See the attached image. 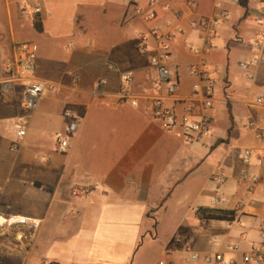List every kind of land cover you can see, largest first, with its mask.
<instances>
[{
    "label": "crops",
    "instance_id": "obj_1",
    "mask_svg": "<svg viewBox=\"0 0 264 264\" xmlns=\"http://www.w3.org/2000/svg\"><path fill=\"white\" fill-rule=\"evenodd\" d=\"M130 1L0 0V200L21 209L9 216L0 211L5 224L17 225L0 227V237H11L0 243V264H192V253L241 264L261 242L264 183L253 185L249 177L264 178V62L247 69L239 63L257 55L256 41L264 51V4L160 0L152 6L141 0L138 12ZM216 1L228 17L206 57L214 79L206 108L193 93L195 84L203 92L204 83L189 74L198 60L190 48L202 46L192 24L217 16ZM24 2L41 5L42 31L20 10ZM166 22L178 30L169 68L179 85L166 104L180 117L188 103L195 118L212 121L209 136L191 144L149 114L156 76L150 58L158 50L148 33L167 32ZM142 34L146 50L137 47ZM23 44L36 53L35 76L56 84L30 113L22 82L4 72ZM234 54L240 61L231 72ZM123 73L133 76L136 107L118 96ZM100 80L106 85L97 87ZM66 111L80 117V126L61 154L55 135ZM18 119L26 129L22 138L12 128ZM245 149L253 152L249 163ZM219 199L224 203H212ZM199 208L234 211V219L203 222Z\"/></svg>",
    "mask_w": 264,
    "mask_h": 264
},
{
    "label": "built area",
    "instance_id": "obj_2",
    "mask_svg": "<svg viewBox=\"0 0 264 264\" xmlns=\"http://www.w3.org/2000/svg\"><path fill=\"white\" fill-rule=\"evenodd\" d=\"M149 5H156L160 0H147ZM264 4V0H261ZM141 0H131L130 4L136 8V11L140 12L141 8L139 4ZM20 10L31 18L40 16L42 8L40 4H28L26 2L19 5ZM215 8L219 10V14L210 18H200L198 21L192 24L201 32L202 46L191 47V52L197 56L198 60L190 65L189 74L192 77L199 79L204 83L203 92L199 84L193 86V93L195 97H201L204 101L206 108H209L213 102L214 96V79L211 76L209 64L207 62V55L215 49L216 31L221 21L227 19V12L223 10L221 1H216ZM264 13V7L262 9ZM155 13L149 12L147 14L148 20L155 19ZM168 28L167 32L161 31L159 28H153L149 31L150 35L158 50L157 54H154L150 58L151 65L155 68L156 76L151 85L150 94V108L149 114L151 118L158 123L160 128L166 132L173 133L175 137L179 138L183 143L191 144L199 142L208 137L211 132L212 121L209 117L197 119L192 115V106L190 104L184 105V113L178 117L173 109L167 106L166 101L175 97L178 90V81L172 74L169 68V62L171 57V45L175 38V33L178 30H172L169 22L165 23ZM262 40H264L262 36ZM147 36L142 34L139 37L138 49L146 50L147 48ZM263 41H256L258 53L249 62L239 63V66L243 69H247L249 66H259L264 62V51L262 49ZM36 53L33 48L28 44L20 46V55L13 61H8L4 65V72L11 80L21 81L23 84V108L27 112H32L36 109L39 100L50 91L56 89V84L46 82L38 79L35 76L36 70ZM105 80L97 82V87L106 85ZM133 76L131 73H123L120 76V86L118 96L121 100H129L131 105L136 107L138 105L135 97L132 94ZM263 100L257 99V103L261 104ZM65 124L62 131L55 135V144L58 153L64 154L69 149L70 140L76 135L80 126V117L71 112L66 111L63 115ZM248 127L255 128L254 123H249ZM15 135L18 138H22L26 134L25 125L22 119H18L12 124ZM253 152L251 149H245L242 152V158L245 163H249L252 159ZM243 179L247 178L243 175ZM220 183H223L224 178L220 177ZM250 182L255 185L259 181L264 183V178L259 179L256 176L249 177ZM78 191H75L77 193ZM214 205L224 203V199L213 200ZM207 219H203V222ZM261 242L258 246H253L251 251L244 253L241 256V264H264V232L260 235ZM229 249L236 250L235 245H229ZM190 261L192 264H239L235 259H225L222 254L214 255H200L198 253H192L190 255ZM162 264V263H160Z\"/></svg>",
    "mask_w": 264,
    "mask_h": 264
},
{
    "label": "rangeland",
    "instance_id": "obj_3",
    "mask_svg": "<svg viewBox=\"0 0 264 264\" xmlns=\"http://www.w3.org/2000/svg\"><path fill=\"white\" fill-rule=\"evenodd\" d=\"M230 58H231L230 59V64H231L230 67H231V70H232L231 72H236L234 70L237 69V65H238V62L240 61V59L235 54L232 55V56H230ZM225 72L226 71H222V74H224ZM219 79H220V82H222V78H219ZM257 96H258V92L256 90L253 93V95H252L251 98H256ZM228 99L230 100V95H228ZM0 211L3 212L6 216L16 215V214H20L21 213V209H20V207L18 205H16V204H10L9 202H7L5 200H0ZM16 226H17L16 224L12 225L11 227L8 224H4L3 226H0V227H2L1 228L2 230H4V229L11 230V228L13 229V227H16ZM10 238L11 237L10 236H7V235L1 236L0 237V243H6V244H8V241H9ZM148 241H150V240L147 239V242Z\"/></svg>",
    "mask_w": 264,
    "mask_h": 264
},
{
    "label": "trees",
    "instance_id": "obj_4",
    "mask_svg": "<svg viewBox=\"0 0 264 264\" xmlns=\"http://www.w3.org/2000/svg\"><path fill=\"white\" fill-rule=\"evenodd\" d=\"M34 27L38 31H42V23H41V16H36L33 21ZM197 215L201 219H216V220H227L231 221L234 219V211H226V210H219V209H207V208H199L197 210Z\"/></svg>",
    "mask_w": 264,
    "mask_h": 264
},
{
    "label": "bare ground",
    "instance_id": "obj_5",
    "mask_svg": "<svg viewBox=\"0 0 264 264\" xmlns=\"http://www.w3.org/2000/svg\"><path fill=\"white\" fill-rule=\"evenodd\" d=\"M6 223V220L0 216V225H4Z\"/></svg>",
    "mask_w": 264,
    "mask_h": 264
}]
</instances>
